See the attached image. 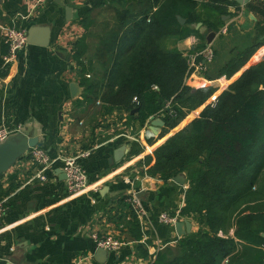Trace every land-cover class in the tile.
<instances>
[{
	"label": "crops",
	"instance_id": "obj_1",
	"mask_svg": "<svg viewBox=\"0 0 264 264\" xmlns=\"http://www.w3.org/2000/svg\"><path fill=\"white\" fill-rule=\"evenodd\" d=\"M228 1L227 13L221 15L223 24L214 30L216 35L210 44L201 31L211 28L201 25L200 36L190 34L176 45L189 57L186 85L194 89L213 86L214 97L221 90L211 74L219 76L239 52L259 47L230 83L264 54L259 55L264 49V1L246 0L243 4ZM62 3L0 0V24L10 23L19 13L24 17L22 24L26 29L31 25L50 27L49 44H27L2 75L5 82H0V126L36 131L42 137V147L54 160L89 152L80 159L89 187L70 195L59 160L48 169L44 182L29 181L35 165L27 155L18 161L0 177L2 198H8L7 211L0 218V264L7 258H15L21 264H148L149 260L152 263L155 254L167 245H175L180 238L174 224L163 223L161 215L179 214L178 220L191 221V232L198 228L193 220L180 216L188 181L182 186L172 178L165 180L145 171L144 157L165 139L150 144L158 136L149 129V119L140 125L117 109L103 113L98 98L90 103L83 100L86 87L82 79L106 86L105 70H110L114 54L132 46L131 42L111 46L114 41L111 33L117 29L118 19L115 22L104 15L110 8L118 15L123 10L120 1L62 0ZM124 5L135 15L147 4L145 0H125ZM65 6L72 8L68 21ZM107 29H111L110 34L105 33ZM82 34L86 35L87 45L83 71L73 60V43ZM207 45L213 49L214 57L211 61L203 58L199 61V53ZM4 55L0 49V65ZM72 82L80 86V94L74 98L69 88ZM202 108L191 111L172 133L196 117ZM121 146L125 147L123 156L115 161L114 152ZM131 194L140 200L142 225L135 214L137 224L131 221ZM92 233L111 234L124 244L117 251H108L106 256L97 258L98 247Z\"/></svg>",
	"mask_w": 264,
	"mask_h": 264
},
{
	"label": "trees",
	"instance_id": "obj_2",
	"mask_svg": "<svg viewBox=\"0 0 264 264\" xmlns=\"http://www.w3.org/2000/svg\"><path fill=\"white\" fill-rule=\"evenodd\" d=\"M119 1L123 10L111 46H132L114 54L110 70H105L106 86L82 79L83 100L98 98L103 113L117 109L140 125L151 116L164 121L158 137L149 142L165 139L144 157L145 171L165 180L184 174L188 186L180 216L198 225L177 240L176 253L166 247L152 264H264V49L256 63L220 91L214 104L207 103L216 89L186 85L189 57L176 45L190 34L200 36L198 22L220 28L230 1L145 0L147 5L135 15L125 0ZM85 37L73 43V60L81 71L86 70ZM0 42L6 54L2 37ZM257 48L239 52L220 75L230 80ZM201 106L196 117L172 133ZM2 193L0 189V199ZM131 221L137 224L132 211Z\"/></svg>",
	"mask_w": 264,
	"mask_h": 264
},
{
	"label": "built area",
	"instance_id": "obj_3",
	"mask_svg": "<svg viewBox=\"0 0 264 264\" xmlns=\"http://www.w3.org/2000/svg\"><path fill=\"white\" fill-rule=\"evenodd\" d=\"M22 19H24L23 15L17 13L13 16L10 23L0 24V36L2 37L4 44L7 46L8 49L7 53L2 57V63L0 65V82H5L4 77H2V75L8 72L10 66L17 60L18 53L23 50L24 47L27 45V29L22 24ZM199 56H201L205 61H211L214 57V51L210 45H207L199 53ZM216 82L217 89L222 91L227 88L229 84V79L225 75H220L218 76ZM215 99L216 96H212L209 102L214 104L216 101ZM17 129L18 128L10 129L4 125L0 126V142H2L10 133L16 131ZM88 154L89 152H81L77 155H63L54 160L48 156L46 150L42 146H35L31 148L26 154L30 162L35 165L34 170L29 178V181H46V172L56 160H59L62 163L63 171L66 175L65 187L67 192L70 195L78 193L79 191L89 187L87 175L80 163V159ZM7 200V197L0 199V218L7 211ZM129 201L132 211L137 216L140 221V224L142 225L143 211L139 198L136 194H131V196H129ZM160 219L163 223L173 225L176 221H178L179 214H176L174 217H171L167 214H163L161 215ZM91 235L92 239L96 244V247L103 248L107 251H117L124 244L122 240L115 238L111 234L99 236L95 233H92ZM148 264H152L151 260L148 261Z\"/></svg>",
	"mask_w": 264,
	"mask_h": 264
},
{
	"label": "water",
	"instance_id": "obj_4",
	"mask_svg": "<svg viewBox=\"0 0 264 264\" xmlns=\"http://www.w3.org/2000/svg\"><path fill=\"white\" fill-rule=\"evenodd\" d=\"M60 4L62 0H56ZM238 4H243L246 0H235ZM65 14L67 21L72 16V8L69 6H65ZM178 21L180 23H184V19L180 16H177ZM224 18V16L222 17ZM202 23L198 22L196 24V29H198ZM205 41L207 44H210L213 38L216 35L214 30L209 29L204 32L201 31ZM50 37V27L48 26H38L31 25L26 32V40L27 44H35L40 46H47L49 44ZM70 59V55L67 58ZM212 79L217 80V74L210 75ZM71 96L77 97L80 94V86L76 82H72L69 85ZM135 110L131 111L134 113ZM149 129L152 131L154 136H158L161 132V128L164 126V121L157 116H151L149 118ZM42 137L36 133V131H30L26 128L19 127L16 131L10 133L2 142H0V177L7 173L18 161H20L28 151L35 146H42ZM125 147L121 146L114 152V160L119 161L123 156V151ZM66 178V175H64ZM172 180L178 183L179 185H185V176L183 173H178ZM192 223L190 220H178L174 223V227L178 237H183L186 234L191 233ZM108 253L107 250L103 248H98L96 251L97 258H101V256H106ZM95 256V257H96ZM99 260V259H97ZM1 264H21L15 258H7Z\"/></svg>",
	"mask_w": 264,
	"mask_h": 264
},
{
	"label": "rangeland",
	"instance_id": "obj_5",
	"mask_svg": "<svg viewBox=\"0 0 264 264\" xmlns=\"http://www.w3.org/2000/svg\"><path fill=\"white\" fill-rule=\"evenodd\" d=\"M106 18L105 19H107V17H112V19H113V21H117V19H118V15L117 14H115V10L113 9V8H110V9H107L106 11H105V15H104ZM114 22V23H115ZM91 31V30H90ZM105 33L106 34H110L111 33V29L109 30V29H107L106 31H105ZM89 34L90 35H92V32H89ZM263 53H264V51H263ZM259 55H257L256 57H258ZM166 247H168V251H170L171 253H176L177 252V246H176V244L175 245H167V246H165L164 248H166ZM167 251V252H168ZM156 255V254H155ZM154 255V257H156Z\"/></svg>",
	"mask_w": 264,
	"mask_h": 264
}]
</instances>
